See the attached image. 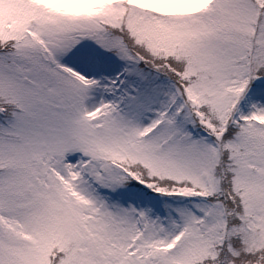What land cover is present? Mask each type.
Returning <instances> with one entry per match:
<instances>
[{
  "label": "snow or ice",
  "instance_id": "snow-or-ice-1",
  "mask_svg": "<svg viewBox=\"0 0 264 264\" xmlns=\"http://www.w3.org/2000/svg\"><path fill=\"white\" fill-rule=\"evenodd\" d=\"M0 264H264V0H0Z\"/></svg>",
  "mask_w": 264,
  "mask_h": 264
}]
</instances>
